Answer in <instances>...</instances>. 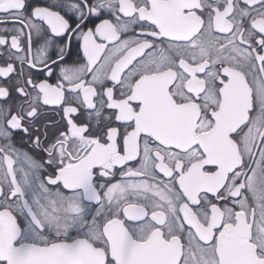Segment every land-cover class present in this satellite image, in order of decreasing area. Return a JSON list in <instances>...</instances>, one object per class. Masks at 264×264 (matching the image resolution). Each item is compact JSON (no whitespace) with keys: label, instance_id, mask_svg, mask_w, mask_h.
Wrapping results in <instances>:
<instances>
[{"label":"snow or ice","instance_id":"6c2138e0","mask_svg":"<svg viewBox=\"0 0 264 264\" xmlns=\"http://www.w3.org/2000/svg\"><path fill=\"white\" fill-rule=\"evenodd\" d=\"M0 264H264V0H0Z\"/></svg>","mask_w":264,"mask_h":264},{"label":"flooded vegetation","instance_id":"af4514ba","mask_svg":"<svg viewBox=\"0 0 264 264\" xmlns=\"http://www.w3.org/2000/svg\"><path fill=\"white\" fill-rule=\"evenodd\" d=\"M67 59H68L69 63H72V62H74V61H76L78 59L77 48L75 46V43H74L73 48L71 50V54H70V56Z\"/></svg>","mask_w":264,"mask_h":264}]
</instances>
